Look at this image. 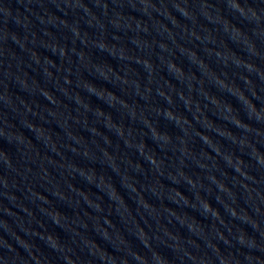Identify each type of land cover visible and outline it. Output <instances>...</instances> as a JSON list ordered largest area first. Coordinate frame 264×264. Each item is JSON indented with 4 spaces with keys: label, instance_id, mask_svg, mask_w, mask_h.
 <instances>
[{
    "label": "water",
    "instance_id": "1",
    "mask_svg": "<svg viewBox=\"0 0 264 264\" xmlns=\"http://www.w3.org/2000/svg\"><path fill=\"white\" fill-rule=\"evenodd\" d=\"M0 264H264V0H0Z\"/></svg>",
    "mask_w": 264,
    "mask_h": 264
}]
</instances>
